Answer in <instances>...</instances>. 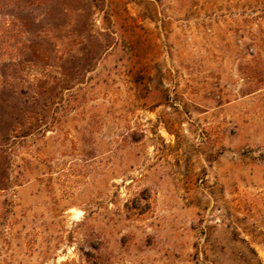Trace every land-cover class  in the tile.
Instances as JSON below:
<instances>
[{"label": "rangeland", "instance_id": "rangeland-1", "mask_svg": "<svg viewBox=\"0 0 264 264\" xmlns=\"http://www.w3.org/2000/svg\"><path fill=\"white\" fill-rule=\"evenodd\" d=\"M0 264H264V1L0 0Z\"/></svg>", "mask_w": 264, "mask_h": 264}, {"label": "trees", "instance_id": "trees-1", "mask_svg": "<svg viewBox=\"0 0 264 264\" xmlns=\"http://www.w3.org/2000/svg\"><path fill=\"white\" fill-rule=\"evenodd\" d=\"M264 1V0H263Z\"/></svg>", "mask_w": 264, "mask_h": 264}]
</instances>
